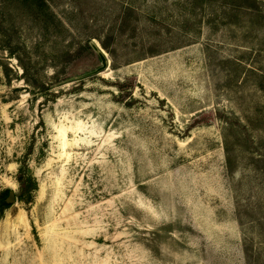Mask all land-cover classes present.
<instances>
[{
  "label": "rangeland",
  "instance_id": "rangeland-1",
  "mask_svg": "<svg viewBox=\"0 0 264 264\" xmlns=\"http://www.w3.org/2000/svg\"><path fill=\"white\" fill-rule=\"evenodd\" d=\"M5 189L0 264H264V0H0Z\"/></svg>",
  "mask_w": 264,
  "mask_h": 264
},
{
  "label": "water",
  "instance_id": "water-1",
  "mask_svg": "<svg viewBox=\"0 0 264 264\" xmlns=\"http://www.w3.org/2000/svg\"><path fill=\"white\" fill-rule=\"evenodd\" d=\"M89 44L97 52V54L99 55L101 64L95 69H92V70H89L87 72L82 73L80 76L88 75V74H91V73H94V72H98L99 70H101L102 68H104L107 65V59H106V56H105V53H104L103 49H101V47L94 40H90ZM6 199L9 200V201L15 199V193H14V191L12 189H10L8 191V196H7Z\"/></svg>",
  "mask_w": 264,
  "mask_h": 264
},
{
  "label": "trees",
  "instance_id": "trees-1",
  "mask_svg": "<svg viewBox=\"0 0 264 264\" xmlns=\"http://www.w3.org/2000/svg\"><path fill=\"white\" fill-rule=\"evenodd\" d=\"M10 189H5L0 193V209H3L4 207L8 206V202H6V198L8 196V191Z\"/></svg>",
  "mask_w": 264,
  "mask_h": 264
}]
</instances>
